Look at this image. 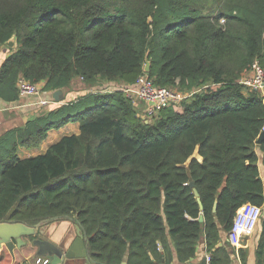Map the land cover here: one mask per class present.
Here are the masks:
<instances>
[{"label":"trees","instance_id":"trees-1","mask_svg":"<svg viewBox=\"0 0 264 264\" xmlns=\"http://www.w3.org/2000/svg\"><path fill=\"white\" fill-rule=\"evenodd\" d=\"M13 36L0 67L6 102L19 100V78L45 92L77 78L124 88L79 97L0 138V223L71 218L100 264H169L172 249L188 264L203 238L208 264H229L219 232L241 207H264V91L241 84L253 61L264 70V0H0V49ZM146 57L156 86L198 92L138 117L123 90ZM70 122L79 134L17 158L19 146L36 148ZM22 241L13 257L0 246V264L34 258L32 238Z\"/></svg>","mask_w":264,"mask_h":264},{"label":"crops","instance_id":"crops-1","mask_svg":"<svg viewBox=\"0 0 264 264\" xmlns=\"http://www.w3.org/2000/svg\"><path fill=\"white\" fill-rule=\"evenodd\" d=\"M16 48L17 47L14 49ZM14 49H10L6 46L0 49V67L5 59L10 55L11 50ZM112 87L114 88V82H100L95 85H86L78 78L73 79L68 88L54 92L42 91L43 93L40 98H47L52 102L46 107L38 104L37 97L27 99L19 98L16 102H6L0 99V138L9 131L25 129L28 122L47 114L56 107L75 101L77 98L85 95L98 92L106 93L116 90H111ZM122 88H124V86L119 85V90ZM57 92H59V94ZM130 99L136 107L138 117L146 119V104L144 101L140 100L134 93L130 95ZM77 134H79L78 122H70L59 129L49 130L43 141L36 148L26 149L19 146L16 150V156L19 159H26L42 155L49 149L50 146L61 140L63 137ZM257 144L259 143L257 142ZM256 154L258 156L257 166L259 169V177L264 186L263 153L259 149H256ZM261 211V217L254 231L249 235L242 236L237 245L231 243L228 232L223 230L219 232L217 248L225 252L224 255L228 257L230 261L229 264H264V207L261 208ZM62 219L60 218L59 220ZM51 222L52 221L41 226L45 228L43 234L47 235L52 241L56 242V244L65 243L70 245L74 239V235H68V239L66 238L67 234H69L68 226L63 227L62 229L52 228V226H50ZM74 224V220H71L70 225L73 226ZM206 256H209V254L207 253L206 242L203 238L197 246L195 257L189 262V264H201L203 259L206 260ZM34 259L35 258L27 260L26 264H32ZM69 261L71 264H89L87 259L76 258L75 254L73 258L69 259ZM161 262L162 260L160 262L154 261V263ZM163 264H165V261ZM169 264H179L174 249H172V259Z\"/></svg>","mask_w":264,"mask_h":264},{"label":"built area","instance_id":"built-area-1","mask_svg":"<svg viewBox=\"0 0 264 264\" xmlns=\"http://www.w3.org/2000/svg\"><path fill=\"white\" fill-rule=\"evenodd\" d=\"M241 84L244 85L247 92L264 90V70L257 60L253 61L250 73L241 80ZM42 88V84H31L23 78L17 80L20 98L37 97L38 104L46 107L52 102L47 98H40L43 93ZM123 91L128 98L134 93L140 100L144 101L146 104V119L154 116L159 110L171 104L180 103L198 92L194 90L183 93L166 87L156 86L145 72L136 79L133 85L126 87ZM262 130H264V127ZM261 212V208L255 205H245L236 212L228 231L232 244L237 245L242 236L249 235L254 231L261 217ZM206 263H209V256H206ZM32 264H49V260L37 257Z\"/></svg>","mask_w":264,"mask_h":264},{"label":"water","instance_id":"water-1","mask_svg":"<svg viewBox=\"0 0 264 264\" xmlns=\"http://www.w3.org/2000/svg\"><path fill=\"white\" fill-rule=\"evenodd\" d=\"M5 46L10 49H14L15 47H17V42L15 37L13 36L11 39H9L5 43ZM149 67L150 64L147 61V57H146L143 71L145 73H148ZM57 93L59 94V92ZM263 138H264V130L259 136L257 142L260 143ZM189 186L192 188L193 195L196 199L199 209L202 210V204L199 195L196 189L194 188V184L190 183ZM215 211H216V203L213 206V212ZM60 218L61 217H54L48 219L47 221H44L43 223H39L35 226H28L23 222H15V221L1 222L0 246L5 245L13 257L14 249L23 245L22 238L24 236H28L32 238V245L36 247V253L34 258L37 257L46 258L49 260V264H71L69 259L73 258L74 254L76 258L87 259L89 264H100L89 258L86 248L87 236L82 231V228L78 222H76L72 226V229L74 230V234H73L74 239L70 245H67L65 243L56 244V242L52 241L47 235L43 234L45 230V228L41 227L43 224L48 223L50 221L56 222ZM66 219L68 220V222H71L72 220L70 218H66ZM198 222L200 223L204 222L202 213L199 215ZM163 263L164 260H162L161 263H154V264H163ZM121 264H127L126 259H124ZM201 264H207L206 260L203 259Z\"/></svg>","mask_w":264,"mask_h":264},{"label":"rangeland","instance_id":"rangeland-1","mask_svg":"<svg viewBox=\"0 0 264 264\" xmlns=\"http://www.w3.org/2000/svg\"><path fill=\"white\" fill-rule=\"evenodd\" d=\"M208 10H210V8H208ZM207 9L204 10L205 13L208 12ZM113 89H119V84L116 82H114V88L112 87L111 90ZM50 226H52V228H59V229H62L63 227H66L68 226V231H69V234H67V239H68V235H73L74 234V230L72 229V226L70 225V222H68L67 219H62V220H58L56 222H51L50 223Z\"/></svg>","mask_w":264,"mask_h":264}]
</instances>
